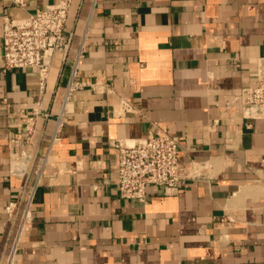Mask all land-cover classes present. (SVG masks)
<instances>
[{"label": "crops", "instance_id": "crops-1", "mask_svg": "<svg viewBox=\"0 0 264 264\" xmlns=\"http://www.w3.org/2000/svg\"><path fill=\"white\" fill-rule=\"evenodd\" d=\"M18 1L0 0V264L22 154L49 160L15 264H264V118L231 105L264 62V0H73L43 91L35 70L3 72L2 24L60 0ZM80 48L87 86L66 100ZM158 125L205 178L124 200L112 144Z\"/></svg>", "mask_w": 264, "mask_h": 264}, {"label": "built area", "instance_id": "built-area-1", "mask_svg": "<svg viewBox=\"0 0 264 264\" xmlns=\"http://www.w3.org/2000/svg\"><path fill=\"white\" fill-rule=\"evenodd\" d=\"M10 1L14 5L22 6L18 0ZM72 5L73 0H60L25 18L4 17L3 72L35 70L39 88L43 91L55 57L60 55L62 63L69 59L73 39L72 36H66L65 31ZM84 54L85 51L80 48L73 58L66 100L75 91L87 86L78 80ZM231 105L245 119L264 118V62L259 64L256 84L242 89ZM59 132L60 126L55 132L54 143L59 141ZM112 146L117 155V191L124 200L147 205L153 190L169 195L189 182H200L205 178L202 164L181 160L187 156L181 148L180 140L171 136L165 127L158 125L155 132L143 139L130 143L116 142ZM48 160V157L39 160L35 155L22 154L10 161L11 176L24 181V184L18 188L16 198L6 207L8 221L15 227L18 225L8 264H15L20 237L29 228L36 191ZM32 177L33 181L30 182Z\"/></svg>", "mask_w": 264, "mask_h": 264}]
</instances>
